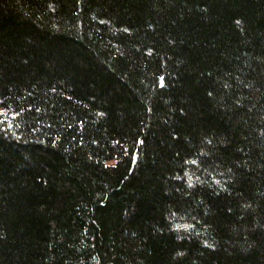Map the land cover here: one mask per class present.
<instances>
[{
	"label": "trees",
	"instance_id": "obj_1",
	"mask_svg": "<svg viewBox=\"0 0 264 264\" xmlns=\"http://www.w3.org/2000/svg\"><path fill=\"white\" fill-rule=\"evenodd\" d=\"M0 109V264H264V0H0Z\"/></svg>",
	"mask_w": 264,
	"mask_h": 264
},
{
	"label": "snow or ice",
	"instance_id": "obj_2",
	"mask_svg": "<svg viewBox=\"0 0 264 264\" xmlns=\"http://www.w3.org/2000/svg\"><path fill=\"white\" fill-rule=\"evenodd\" d=\"M161 82L163 83V78H161ZM209 95H211V93H209ZM0 111H4L3 109H0ZM118 144V142H116ZM185 163H192L195 164L197 163V161L193 160V161H185ZM107 166V165H106Z\"/></svg>",
	"mask_w": 264,
	"mask_h": 264
}]
</instances>
